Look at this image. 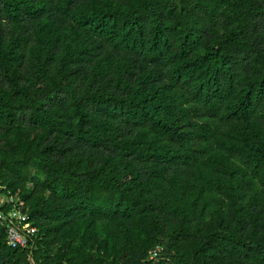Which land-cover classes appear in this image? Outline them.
<instances>
[{
  "label": "trees",
  "instance_id": "1",
  "mask_svg": "<svg viewBox=\"0 0 264 264\" xmlns=\"http://www.w3.org/2000/svg\"><path fill=\"white\" fill-rule=\"evenodd\" d=\"M12 209L0 264H264V0H0Z\"/></svg>",
  "mask_w": 264,
  "mask_h": 264
},
{
  "label": "built area",
  "instance_id": "2",
  "mask_svg": "<svg viewBox=\"0 0 264 264\" xmlns=\"http://www.w3.org/2000/svg\"><path fill=\"white\" fill-rule=\"evenodd\" d=\"M0 227L5 228L7 243L14 247H29L37 233V227L30 222L29 216L19 209H12L8 213L0 212ZM162 250V245L151 249L150 259L158 258Z\"/></svg>",
  "mask_w": 264,
  "mask_h": 264
}]
</instances>
